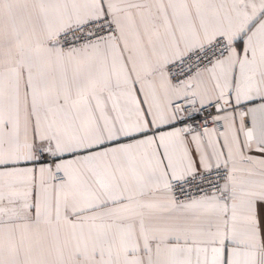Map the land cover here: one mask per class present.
<instances>
[{
	"label": "snow or ice",
	"instance_id": "obj_1",
	"mask_svg": "<svg viewBox=\"0 0 264 264\" xmlns=\"http://www.w3.org/2000/svg\"><path fill=\"white\" fill-rule=\"evenodd\" d=\"M0 264H264V0H0Z\"/></svg>",
	"mask_w": 264,
	"mask_h": 264
}]
</instances>
